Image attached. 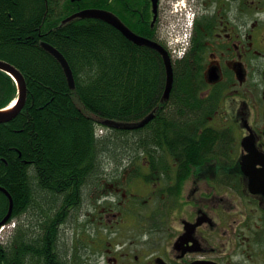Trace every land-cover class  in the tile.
Instances as JSON below:
<instances>
[{
	"label": "trees",
	"instance_id": "1",
	"mask_svg": "<svg viewBox=\"0 0 264 264\" xmlns=\"http://www.w3.org/2000/svg\"><path fill=\"white\" fill-rule=\"evenodd\" d=\"M125 1L133 0H0V59L14 65L26 84L23 108L0 123V186L12 197L8 221H17L12 235L0 241V264H69L67 248L59 247L60 228L68 209L81 204L84 187L101 177L103 162L114 158L116 168L121 161L133 163L130 177H169L168 163H152V146L180 151L194 137L188 131L200 119L173 115L206 111L189 59L172 62V86L163 99L160 51L129 40L103 19L70 18L84 9L108 10L134 33L154 40L147 0L144 7L128 8ZM42 41L64 55L74 88ZM16 97L15 81L0 70V109ZM150 112L154 116L142 127L110 125ZM141 150L152 163L147 173L136 164ZM8 208L0 190V222ZM30 209L34 222L26 223L22 215Z\"/></svg>",
	"mask_w": 264,
	"mask_h": 264
},
{
	"label": "flooded vegetation",
	"instance_id": "2",
	"mask_svg": "<svg viewBox=\"0 0 264 264\" xmlns=\"http://www.w3.org/2000/svg\"><path fill=\"white\" fill-rule=\"evenodd\" d=\"M146 4L153 39L198 74L206 111L173 114L200 119L180 151L152 146L169 177L96 180L90 235L59 247L69 264H264V0H156L155 20ZM166 9L171 45L159 32Z\"/></svg>",
	"mask_w": 264,
	"mask_h": 264
},
{
	"label": "water",
	"instance_id": "3",
	"mask_svg": "<svg viewBox=\"0 0 264 264\" xmlns=\"http://www.w3.org/2000/svg\"><path fill=\"white\" fill-rule=\"evenodd\" d=\"M152 1V13H153V20H155L156 18V0H151ZM97 17L100 19L105 20L106 22L110 23L111 25H113L116 29H118L126 38H128L129 40L136 42L138 44H148L154 48H156L158 51H160V53L162 54V57L164 59V63H165V67H166V87L163 93V99H167L171 90V86H172V81H173V71H172V63H171V59H170V55L167 51V49L162 46L160 43L148 39L146 37L140 36L136 33H134L132 30H130L114 13L108 11V10H104V9H99V8H89V9H84V10H80L74 14H72L70 16L71 17ZM41 45L43 46L44 49H46L48 52H50L61 64L68 84L71 88H74L75 84H74V77L72 74V70L66 60V58L64 57V55L57 50L55 47H53L51 44L42 41ZM0 70L5 71L6 73H8L13 80L15 81L16 85H17V89H18V97L16 99L15 104L8 108V106L6 108H1L0 109V123H4V122H8L10 121L12 118H14L23 108L24 104H25V100H26V84H25V80L24 77L22 75V73L12 64L1 60L0 59ZM12 104V103H11ZM9 104V105H11ZM154 116V112H150L149 114H147L146 116H144L142 119L138 120V121H134V122H120V121H115L112 120L110 121V125L111 126H115V127H120V128H126V129H135L138 127H142L144 126L147 122H149V120ZM0 190L8 197L9 200V208H8V212L5 215V217L2 219V221L0 222V225L4 224L5 222L8 221L10 215H11V211H12V206H13V202H12V197L9 194V192L0 186Z\"/></svg>",
	"mask_w": 264,
	"mask_h": 264
},
{
	"label": "rangeland",
	"instance_id": "4",
	"mask_svg": "<svg viewBox=\"0 0 264 264\" xmlns=\"http://www.w3.org/2000/svg\"><path fill=\"white\" fill-rule=\"evenodd\" d=\"M169 10L166 9L162 17L164 20H166V25H163L162 23L159 26V32H167V31H172V28L174 27V23L172 20H169L168 14ZM166 30V31H165ZM173 32V31H172ZM101 131V129H100ZM103 131V130H102ZM115 154H113V157ZM111 156V155H108ZM106 156V157H108ZM140 160V161H139ZM139 160H137L136 164H142V158L141 155H139ZM135 169V165L133 163H126L125 161H121L119 165L116 168V163L114 161V158L108 157L106 161L103 162L102 164V173L101 177L97 179H91L90 183L87 184L84 189H83V199L81 204L73 209L70 214L67 216V220L65 224L60 228L61 229V235H60V241L67 242L68 247L70 246V243L74 240L75 236L77 233H81V230H85L88 225L87 220L88 217L87 215L90 213L92 208L90 207V202L93 199V195L95 198L98 197V194L100 193L99 190L95 191L96 188L98 189L99 186H97L99 181L96 180H140V177H130V172ZM145 168H140V171L142 170L144 173H147V170H144ZM97 186V187H96ZM96 195H95V193ZM104 192H105V187H104ZM98 199H101V197H98ZM33 212L31 209L22 215V221L24 222H34L32 217L30 216ZM85 220V221H84ZM86 236H89L90 233L87 231H84L82 233ZM81 235V234H80ZM69 254V253H67Z\"/></svg>",
	"mask_w": 264,
	"mask_h": 264
},
{
	"label": "built area",
	"instance_id": "5",
	"mask_svg": "<svg viewBox=\"0 0 264 264\" xmlns=\"http://www.w3.org/2000/svg\"><path fill=\"white\" fill-rule=\"evenodd\" d=\"M14 226V222L7 223L5 226L0 227V241H4L8 238L10 234L6 233V230L11 231Z\"/></svg>",
	"mask_w": 264,
	"mask_h": 264
},
{
	"label": "bare ground",
	"instance_id": "6",
	"mask_svg": "<svg viewBox=\"0 0 264 264\" xmlns=\"http://www.w3.org/2000/svg\"><path fill=\"white\" fill-rule=\"evenodd\" d=\"M78 1H80V0H78ZM166 31V30H165ZM54 47V46H53ZM188 68V67H187ZM191 79V78H190ZM175 80V79H174ZM175 84V83H174ZM186 87V86H185ZM186 90H187V88H186ZM182 91H183V89H182ZM177 97H178V95H177ZM15 103H12L11 105H9L8 106V108H10V107H12L13 105H14ZM77 104V103H76ZM178 111V110H177ZM92 113V112H91ZM87 115V114H86ZM98 118V117H97ZM162 148V147H161ZM145 200V199H144ZM140 202V201H139ZM142 202V201H141ZM97 204V203H96ZM73 206V205H72ZM71 206V207H72ZM14 218V217H13ZM85 221V220H84ZM6 225V223H4V224H2V225H0V227H3V226H5ZM14 231H9V230H6V233L7 234H10V233H13ZM84 233V232H83ZM83 239V238H82ZM77 247V246H76ZM77 252V251H76Z\"/></svg>",
	"mask_w": 264,
	"mask_h": 264
}]
</instances>
